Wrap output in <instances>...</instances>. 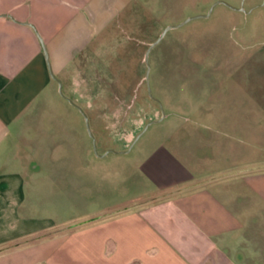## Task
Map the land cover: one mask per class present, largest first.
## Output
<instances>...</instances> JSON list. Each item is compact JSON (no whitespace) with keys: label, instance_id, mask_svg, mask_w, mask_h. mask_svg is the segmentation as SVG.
<instances>
[{"label":"rangeland","instance_id":"374dc122","mask_svg":"<svg viewBox=\"0 0 264 264\" xmlns=\"http://www.w3.org/2000/svg\"><path fill=\"white\" fill-rule=\"evenodd\" d=\"M139 2L9 137L16 222L88 224L157 187L264 162V0Z\"/></svg>","mask_w":264,"mask_h":264},{"label":"crops","instance_id":"0c3cea01","mask_svg":"<svg viewBox=\"0 0 264 264\" xmlns=\"http://www.w3.org/2000/svg\"><path fill=\"white\" fill-rule=\"evenodd\" d=\"M139 1L0 0V264H264L261 161L157 187L88 224L15 220L27 223L16 215L23 169L10 163L9 137L51 80L127 26Z\"/></svg>","mask_w":264,"mask_h":264},{"label":"water","instance_id":"95a60500","mask_svg":"<svg viewBox=\"0 0 264 264\" xmlns=\"http://www.w3.org/2000/svg\"><path fill=\"white\" fill-rule=\"evenodd\" d=\"M145 59H147V51H146V53H145ZM85 122H86V125H87V127H88V119H87V117H85Z\"/></svg>","mask_w":264,"mask_h":264}]
</instances>
